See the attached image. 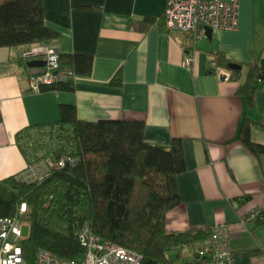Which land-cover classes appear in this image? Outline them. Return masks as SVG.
<instances>
[{
  "label": "crops",
  "instance_id": "crops-1",
  "mask_svg": "<svg viewBox=\"0 0 264 264\" xmlns=\"http://www.w3.org/2000/svg\"><path fill=\"white\" fill-rule=\"evenodd\" d=\"M167 2L43 0L45 23L59 35L39 44L89 53L93 66L74 75L73 90L35 91L22 53L38 43L0 46V178L25 170L22 137L58 124L61 104L74 105L85 120H143L146 141H182L186 168L177 177L180 201L167 212V231L226 224L233 264H264V151L256 155L240 137L248 123L251 140L264 145V84L251 103L239 90L249 65L264 68V0H241L238 29H216L196 43L201 29L166 28ZM217 51L241 65L240 78L217 64ZM253 210L262 216L248 220ZM169 255L177 264H214L210 254L196 256L195 244Z\"/></svg>",
  "mask_w": 264,
  "mask_h": 264
},
{
  "label": "trees",
  "instance_id": "trees-1",
  "mask_svg": "<svg viewBox=\"0 0 264 264\" xmlns=\"http://www.w3.org/2000/svg\"><path fill=\"white\" fill-rule=\"evenodd\" d=\"M58 35L45 23L43 0H0V46L39 43ZM214 57L224 67L233 62L220 51ZM60 61L73 76L43 89L73 90L74 75H87L93 66V56L84 52H61ZM232 76L240 78L241 68H233ZM259 84H264V68L249 65L239 89L249 103ZM60 112L66 145L55 150V157L68 148L75 160L41 181L0 178V216L14 215L22 202L29 207L30 232L22 241L27 264L35 263L38 248L59 258L82 256L83 226L140 252V264H177L169 251L210 236V227L166 229L167 212L180 201L177 177L186 168L181 138L173 137L168 145L151 143L145 140L143 120H85L72 104H61ZM249 130L244 123L241 140L259 156L264 145L253 142Z\"/></svg>",
  "mask_w": 264,
  "mask_h": 264
},
{
  "label": "built area",
  "instance_id": "built-area-1",
  "mask_svg": "<svg viewBox=\"0 0 264 264\" xmlns=\"http://www.w3.org/2000/svg\"><path fill=\"white\" fill-rule=\"evenodd\" d=\"M241 0H168L165 11V26L168 30L197 32L195 43L201 36H206V27L213 30H236L239 27ZM61 51L48 43L36 44L24 50V60L41 58L45 60L43 70L31 71L28 84L31 90H41L46 85L67 80L71 75L60 61ZM193 57L187 53L184 64L189 65ZM229 74H225L228 78ZM264 123V121H263ZM65 130L59 124L40 126L28 131L22 137L27 152V165L18 176L26 181H41L50 172L60 168L75 157L68 150L55 157V150L66 145ZM25 141V142H24ZM64 145V146H63ZM28 150V151H27ZM29 207L22 202L12 216H0V264H27L22 251V241L28 237L23 234V226L28 222ZM258 211L252 212L247 219H255ZM84 254L78 258H59L46 248H38L34 264H140L142 254L132 248L102 238L88 226L79 231ZM198 258L210 254L214 264H233L229 228L226 224H216L211 234L195 242Z\"/></svg>",
  "mask_w": 264,
  "mask_h": 264
},
{
  "label": "water",
  "instance_id": "water-1",
  "mask_svg": "<svg viewBox=\"0 0 264 264\" xmlns=\"http://www.w3.org/2000/svg\"><path fill=\"white\" fill-rule=\"evenodd\" d=\"M212 31H213V29L210 26L206 27V35L207 36H211ZM27 64L32 67L31 69L33 72H38V71L43 70L42 66L45 64V60L41 59V58H33V59L27 60ZM36 66H40V68H37ZM229 66L231 68H241V65L239 63H236V62H231L229 64ZM68 69H70V68H68Z\"/></svg>",
  "mask_w": 264,
  "mask_h": 264
},
{
  "label": "rangeland",
  "instance_id": "rangeland-1",
  "mask_svg": "<svg viewBox=\"0 0 264 264\" xmlns=\"http://www.w3.org/2000/svg\"><path fill=\"white\" fill-rule=\"evenodd\" d=\"M39 44V43H38ZM25 142V141H24ZM25 148H27V149H30V146H29V148L28 147H25ZM28 151V150H27ZM22 231H23V234L24 235H29V232H30V221H28V222H26V224L23 226V229H22Z\"/></svg>",
  "mask_w": 264,
  "mask_h": 264
},
{
  "label": "bare ground",
  "instance_id": "bare-ground-1",
  "mask_svg": "<svg viewBox=\"0 0 264 264\" xmlns=\"http://www.w3.org/2000/svg\"><path fill=\"white\" fill-rule=\"evenodd\" d=\"M164 19V21H165V18H163ZM161 20H162V18H161ZM160 20V21H161ZM162 24H164V23H162ZM162 26V25H161ZM200 29V28H199ZM170 31V30H169ZM229 31V30H228ZM200 32V31H199ZM200 34V33H199ZM195 38V37H194ZM54 44V43H53ZM58 47V46H57ZM29 49V48H28ZM61 49V48H60ZM24 59V58H23ZM73 76V75H72ZM71 79V78H70ZM68 80H69V78H68ZM29 87V86H28ZM43 89V88H42ZM25 181V180H24ZM254 211V210H253ZM262 213V212H261ZM249 216V215H248ZM262 215H259V217H261ZM259 217H257V218H259ZM249 220V219H248ZM213 226V225H212ZM27 235V234H26Z\"/></svg>",
  "mask_w": 264,
  "mask_h": 264
}]
</instances>
